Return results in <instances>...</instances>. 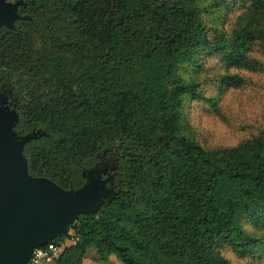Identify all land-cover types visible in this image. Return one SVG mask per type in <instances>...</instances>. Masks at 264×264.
<instances>
[{"label": "trees", "instance_id": "trees-1", "mask_svg": "<svg viewBox=\"0 0 264 264\" xmlns=\"http://www.w3.org/2000/svg\"><path fill=\"white\" fill-rule=\"evenodd\" d=\"M23 1L31 20L0 29V92L19 135L46 133L25 147L30 174L76 190L110 162L118 181L110 203L53 241L73 243L56 263L82 264L91 248L123 264L264 261V128L210 149L189 127L194 102L219 111L226 89L246 85L264 0ZM208 67L224 68L210 79Z\"/></svg>", "mask_w": 264, "mask_h": 264}, {"label": "water", "instance_id": "water-1", "mask_svg": "<svg viewBox=\"0 0 264 264\" xmlns=\"http://www.w3.org/2000/svg\"><path fill=\"white\" fill-rule=\"evenodd\" d=\"M21 6L23 0H0V29L14 30L17 21L31 20L19 13ZM15 106V100L0 101V264H28L36 248L67 235L78 216L97 214L117 195L115 166L85 171L86 182L76 190L31 175L25 147L46 133L19 135Z\"/></svg>", "mask_w": 264, "mask_h": 264}, {"label": "rangeland", "instance_id": "rangeland-1", "mask_svg": "<svg viewBox=\"0 0 264 264\" xmlns=\"http://www.w3.org/2000/svg\"><path fill=\"white\" fill-rule=\"evenodd\" d=\"M225 20H227V31L237 26V14L230 12L225 15ZM220 22L213 24L218 30L221 28ZM262 26L264 28V19ZM249 55L253 65L252 70L245 68L241 73L245 77L246 85L226 89L219 111L211 109L204 98L197 100L191 106L189 112L191 134L210 149L240 145L254 135H258L264 128V39L252 48ZM223 68L213 73L208 67V73H212L210 79H215V73ZM231 73L239 72L233 70ZM217 95L218 86L215 84L202 88V96L205 98H216ZM116 185L118 181L115 178L114 187ZM233 260L240 264L236 257ZM258 264H264V261Z\"/></svg>", "mask_w": 264, "mask_h": 264}, {"label": "built area", "instance_id": "built-area-1", "mask_svg": "<svg viewBox=\"0 0 264 264\" xmlns=\"http://www.w3.org/2000/svg\"><path fill=\"white\" fill-rule=\"evenodd\" d=\"M61 255V248L54 242H50L45 247L36 248L28 264H46L54 262Z\"/></svg>", "mask_w": 264, "mask_h": 264}, {"label": "crops", "instance_id": "crops-1", "mask_svg": "<svg viewBox=\"0 0 264 264\" xmlns=\"http://www.w3.org/2000/svg\"><path fill=\"white\" fill-rule=\"evenodd\" d=\"M72 244L73 243L71 241H66L64 244H62L60 246L61 253L63 252L66 246H70ZM96 253H97L96 249H93V248L89 249L83 259L82 264H123V263H120V261H118V259L113 255L109 257V260L107 262L97 261L95 259L97 257ZM46 264H57V263L56 261H54V262H47Z\"/></svg>", "mask_w": 264, "mask_h": 264}, {"label": "flooded vegetation", "instance_id": "flooded-vegetation-1", "mask_svg": "<svg viewBox=\"0 0 264 264\" xmlns=\"http://www.w3.org/2000/svg\"><path fill=\"white\" fill-rule=\"evenodd\" d=\"M10 91H9V89H5V88H3V91L2 92H0V101H3L4 99H8L9 97H11V96H9V93ZM111 165H110V162H107V163H105V165L103 166V167H101L99 170H97V171H99V172H103L104 171V169H108V170H110L111 169ZM107 177V175H104L103 174V178H106Z\"/></svg>", "mask_w": 264, "mask_h": 264}, {"label": "clouds", "instance_id": "clouds-1", "mask_svg": "<svg viewBox=\"0 0 264 264\" xmlns=\"http://www.w3.org/2000/svg\"><path fill=\"white\" fill-rule=\"evenodd\" d=\"M240 264H254L251 257H245L242 261H240Z\"/></svg>", "mask_w": 264, "mask_h": 264}]
</instances>
